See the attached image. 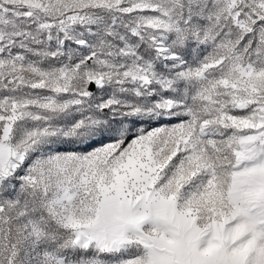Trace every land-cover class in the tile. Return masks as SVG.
Wrapping results in <instances>:
<instances>
[{
	"label": "snow or ice",
	"instance_id": "obj_1",
	"mask_svg": "<svg viewBox=\"0 0 264 264\" xmlns=\"http://www.w3.org/2000/svg\"><path fill=\"white\" fill-rule=\"evenodd\" d=\"M0 264H264V0H0Z\"/></svg>",
	"mask_w": 264,
	"mask_h": 264
}]
</instances>
